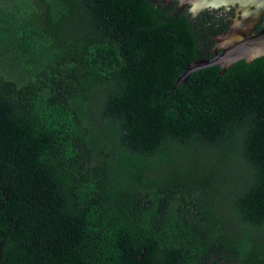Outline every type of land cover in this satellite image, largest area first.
Instances as JSON below:
<instances>
[{"label":"trees","instance_id":"16d2710c","mask_svg":"<svg viewBox=\"0 0 264 264\" xmlns=\"http://www.w3.org/2000/svg\"><path fill=\"white\" fill-rule=\"evenodd\" d=\"M190 7L0 0V264H264V57L175 87Z\"/></svg>","mask_w":264,"mask_h":264},{"label":"water","instance_id":"95a60500","mask_svg":"<svg viewBox=\"0 0 264 264\" xmlns=\"http://www.w3.org/2000/svg\"><path fill=\"white\" fill-rule=\"evenodd\" d=\"M182 5H191L193 16L211 9H236V17L224 33L215 36L213 57L200 59L188 65L175 87L185 84L190 76L200 70L219 66L223 75L238 61L264 57V29L257 27L264 20V0H178ZM0 246V259L2 258Z\"/></svg>","mask_w":264,"mask_h":264},{"label":"flooded vegetation","instance_id":"af4514ba","mask_svg":"<svg viewBox=\"0 0 264 264\" xmlns=\"http://www.w3.org/2000/svg\"><path fill=\"white\" fill-rule=\"evenodd\" d=\"M161 4H165V5L176 4L178 7H181L182 9L188 6V5L187 6L182 5L178 0H161Z\"/></svg>","mask_w":264,"mask_h":264}]
</instances>
